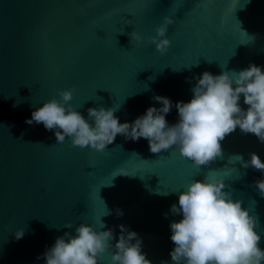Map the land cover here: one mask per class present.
Masks as SVG:
<instances>
[{
	"label": "water",
	"instance_id": "water-1",
	"mask_svg": "<svg viewBox=\"0 0 264 264\" xmlns=\"http://www.w3.org/2000/svg\"><path fill=\"white\" fill-rule=\"evenodd\" d=\"M165 16L175 23L162 55L149 38ZM250 63L264 71V0H0V264H45L56 238L75 235L81 223L112 229V244L125 225L151 264H173L170 223L182 217L170 208L205 175L223 180L224 191L257 218L264 248V197L254 184L264 173L244 167L251 153L264 162V142L254 134L237 128L221 142L222 157L197 168L176 146L154 154L146 139L118 134L97 151L73 147L67 137L57 143L54 131L26 123L75 88L69 103L90 123L87 110L100 107L131 123L161 107L160 95L173 103L166 115L172 125L175 104L191 100L203 72L231 75ZM240 106L248 107L242 95ZM114 251L99 264H112Z\"/></svg>",
	"mask_w": 264,
	"mask_h": 264
},
{
	"label": "clouds",
	"instance_id": "clouds-1",
	"mask_svg": "<svg viewBox=\"0 0 264 264\" xmlns=\"http://www.w3.org/2000/svg\"><path fill=\"white\" fill-rule=\"evenodd\" d=\"M174 23L172 17L165 16L155 29L156 35L149 38L162 55L171 43L166 36L168 26ZM130 38L136 42L142 39L135 32L130 33ZM75 91V88L60 91V100L53 98L43 103L26 123L43 124L46 130L54 131L57 143H63L67 137L73 147L90 146L97 151L106 149L118 134L133 141L146 139L154 154L176 146L197 168L207 167L222 157L221 142L237 128L264 142V71L254 63L231 75L227 71L219 75L203 72L192 89L191 100L175 104L179 119L172 125L166 115L173 103L160 95L154 96V100L161 107H148L145 114L131 123H121L116 109L104 107L87 110L93 121L90 123L69 103ZM241 95L248 106L246 110L240 106ZM250 156L244 167L251 166L264 173L260 157L256 153ZM254 184L264 197V179ZM225 187L223 180L205 175L203 180H194L179 192L178 204L170 208L172 214L182 217L170 223L174 248L169 255L173 264H264L261 236L255 230L257 218L242 207V201L233 200ZM116 214L122 216L123 212L117 209ZM72 227L71 223L64 225L67 229ZM119 228V238L112 244L115 238L112 229L96 231L93 226L81 223L75 228V235L66 231L57 237L42 258L45 264H99L101 255L114 248L112 264H151L142 253L138 234L125 225ZM23 236L24 229L15 232L16 239Z\"/></svg>",
	"mask_w": 264,
	"mask_h": 264
}]
</instances>
